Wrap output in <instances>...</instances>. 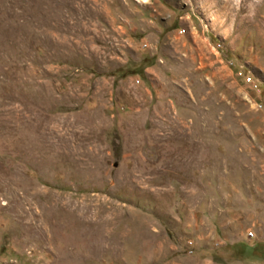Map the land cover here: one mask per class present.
<instances>
[{
  "label": "rangeland",
  "instance_id": "rangeland-1",
  "mask_svg": "<svg viewBox=\"0 0 264 264\" xmlns=\"http://www.w3.org/2000/svg\"><path fill=\"white\" fill-rule=\"evenodd\" d=\"M0 264H264V0H0Z\"/></svg>",
  "mask_w": 264,
  "mask_h": 264
},
{
  "label": "built area",
  "instance_id": "built-area-1",
  "mask_svg": "<svg viewBox=\"0 0 264 264\" xmlns=\"http://www.w3.org/2000/svg\"><path fill=\"white\" fill-rule=\"evenodd\" d=\"M245 79V82L247 83V85H253V82H252V80H251V78L250 77H246V78H244Z\"/></svg>",
  "mask_w": 264,
  "mask_h": 264
}]
</instances>
